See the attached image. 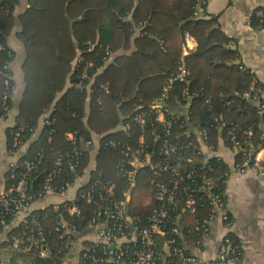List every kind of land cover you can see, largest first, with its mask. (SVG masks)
<instances>
[{
	"label": "trees",
	"instance_id": "1",
	"mask_svg": "<svg viewBox=\"0 0 264 264\" xmlns=\"http://www.w3.org/2000/svg\"><path fill=\"white\" fill-rule=\"evenodd\" d=\"M205 1L29 0V7L18 16L21 30L17 33L25 48L22 66L25 87L16 123L6 129V137L9 149L20 130L27 145L20 160L31 157L37 149L45 153L42 172L32 183L36 194L42 190L44 176L60 154L64 156V181H74L75 173L69 169L67 159L74 145L67 133L77 130L82 136H87L90 130L102 136L97 173L92 177L102 173L118 183L119 191L126 187L116 168L120 152L106 146V142L129 139L122 123L134 126L135 115L161 96L169 78L177 75L182 65L189 71L188 84L174 82L168 100L169 116L176 121L175 132L183 133L188 126L205 128L209 144L217 147L221 136L224 144L233 148L235 140L247 146L246 131L252 129L251 140L264 144V116L259 113L258 104L245 96L248 92L257 94L259 102L264 103V86L239 61V51L230 48L231 37L221 28L218 16L200 15ZM18 3L19 0H0V117L6 105L5 78L7 74L12 76L11 69L4 67L14 58L9 37L16 24ZM250 23L255 28H264V6L254 11ZM186 32L194 36L197 47L184 56L183 62ZM85 71L90 90L78 91L73 84ZM11 81L15 86L13 76ZM69 82L71 86L67 87ZM185 90L191 96V106L189 121L184 116L182 122L174 110L185 103ZM7 104L12 105V98ZM51 109L55 123L44 125L41 135L31 139L40 118ZM235 161L243 166L248 157L238 152ZM210 162L212 168L207 175L214 183L213 190L226 201L229 167L223 159L212 158ZM87 164L85 155L79 168L81 173ZM151 173L150 168L140 169L132 193L129 209L139 222H144L158 205ZM197 195L202 196V201L196 213L181 214L180 224L173 215V223H177L182 233H186V226H193L198 235L195 226L207 223L214 214L212 198L204 191H197ZM79 203L84 218L78 227L83 232L96 213L97 204ZM56 215L53 205L34 209L9 231L8 237L19 234L32 216L42 221L51 255L43 258L32 252V264H57L65 254L60 251V240L54 231ZM14 218L7 216L5 224ZM228 222L232 224L231 214ZM228 235L233 248L242 251L237 237L232 232Z\"/></svg>",
	"mask_w": 264,
	"mask_h": 264
},
{
	"label": "built area",
	"instance_id": "2",
	"mask_svg": "<svg viewBox=\"0 0 264 264\" xmlns=\"http://www.w3.org/2000/svg\"><path fill=\"white\" fill-rule=\"evenodd\" d=\"M197 47V41L189 32L185 33L183 57ZM5 69L10 70V64ZM189 71L182 65L177 75L169 78L159 98L154 100L147 108L141 109L133 118L134 126L122 123V128L129 132V139L109 140L106 146L118 149L120 158L116 168L118 175L126 187L118 190V183L102 176H92L85 184L79 186L75 193L70 194L75 181L82 173L79 168L88 150L99 143L102 147V136L90 131L82 136L80 130L70 131L67 138L74 145L68 152V167L75 173L73 182L65 180L63 173L64 156L59 155L43 179L42 190L36 194L32 183L42 172L45 162V153L42 149L34 151L31 157L20 160L26 152V145L22 140L20 130L15 133L14 144L8 149L10 160L7 165V179L9 185L0 192V231L4 228L7 216H16L24 213L25 218L32 211V204L43 200L49 195H58L61 201L54 203L57 215L54 220V231L60 240V251L68 253L73 248L76 237L82 233L78 222L84 218L80 201L96 203V213L90 217L85 232L94 230L98 241H91L90 245L83 246L80 251V264H240L242 251L233 248L231 238L225 234L220 242L218 260L200 263L198 258L190 253L182 243V230L174 222L173 215L180 218L186 212L196 213L201 204L202 196L197 191H204L212 198L214 214L207 223L197 224L195 229L198 235L208 236L210 223L216 217L230 228V213L226 208V201L219 193L213 190L214 183L208 177L207 171L212 168L210 160L222 157L205 154L204 148L215 151L217 147L208 143L209 134L205 128L197 126L186 127L183 133L174 129L175 120L169 116L170 106L168 100L170 91L176 81L188 84ZM87 71L73 84L78 91L89 89L90 83ZM12 76L7 74L5 85L7 91L4 95L5 109L0 118H4L10 111L7 104L13 99L14 85ZM91 80V79H90ZM187 90V88H186ZM184 92L185 103L183 109L175 113L182 122L189 121V103L191 96ZM247 98L258 104V111L264 116V103H260L257 94H245ZM151 120V121H150ZM56 116L52 109L44 118V125H52ZM221 129V128H220ZM249 138L247 146L240 140L234 141L236 153L243 152L248 161L237 168L246 172L249 168L255 169L264 182V144L251 140L252 129L246 131ZM222 139L220 136L219 139ZM264 138V134L262 136ZM81 144V146H77ZM87 167V166H86ZM85 167V168H86ZM84 168V169H85ZM150 168L154 186V196L158 205L144 222L130 213L132 193L137 183L140 169ZM84 171V170H83ZM24 218V219H25ZM8 246L16 252H34L40 257L51 255L47 230L42 221L32 216L24 229L13 237H8Z\"/></svg>",
	"mask_w": 264,
	"mask_h": 264
},
{
	"label": "crops",
	"instance_id": "3",
	"mask_svg": "<svg viewBox=\"0 0 264 264\" xmlns=\"http://www.w3.org/2000/svg\"><path fill=\"white\" fill-rule=\"evenodd\" d=\"M263 6L264 0H206L204 8L200 9V15L218 16L221 28L231 37L230 48L239 51V61L249 68L264 86V28H255L250 23V17L254 11ZM28 7L29 0H19L15 8L16 24L9 37V45L14 51L10 69L15 86L10 111L4 118L0 119V192H3L8 186L7 165L10 157L6 129L16 123L19 102L25 87L22 70L25 48L17 33L21 30L18 16ZM69 86H71V82L67 84V87ZM262 94L264 97V90H262ZM186 106L190 107L191 102L189 101ZM182 109L180 106L174 112H179ZM49 111L40 118L31 139L34 140L41 135L44 118ZM183 111L185 110L183 109ZM90 131L96 134L94 131ZM216 149L213 151L205 147L204 151L209 157L213 155L222 157L229 167L225 194L226 208L232 215V224L228 228L218 216L211 221L209 235L205 237L197 235L193 231V226H186V233H182V243L190 253L198 258L200 263L214 262L218 260L220 242L230 229L237 237L242 249L240 264H264V182L255 169L249 168L246 172H241L237 168L236 150L225 145L223 139L218 140ZM99 152V143H96L93 149L88 150L87 167L79 179L75 181L70 194L73 195L79 186L88 182L93 173H97V155ZM60 201L61 198L58 195H49L43 200L34 202L31 209L46 208ZM24 218V213L17 214L0 231V264H32L34 262L32 252H16L10 249L7 244L9 231ZM185 220L187 221V218L184 219V226ZM86 241L88 243H85ZM91 241H98L94 230L80 233L76 237L71 251L65 253L57 264H80V251L83 246L90 244Z\"/></svg>",
	"mask_w": 264,
	"mask_h": 264
}]
</instances>
